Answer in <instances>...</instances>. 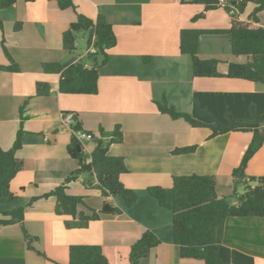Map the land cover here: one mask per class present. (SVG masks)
I'll return each mask as SVG.
<instances>
[{"label": "crops", "instance_id": "0c3cea01", "mask_svg": "<svg viewBox=\"0 0 264 264\" xmlns=\"http://www.w3.org/2000/svg\"><path fill=\"white\" fill-rule=\"evenodd\" d=\"M73 4L74 9H61L57 0H16L0 9V65L9 64L1 46L4 41L18 66L16 72L0 70V147L10 149L21 128V146L15 155L23 163L10 183L16 198L2 204L0 210L22 207L24 213L22 223L0 225V264H68L72 244L100 245L109 264H129L130 246L146 229L153 231L160 243L139 264H203L179 256L172 237L171 210L151 197L147 187H164L170 201L173 176L214 175L218 195L231 194V173L251 133L234 131L211 137L208 128L173 119L160 112L156 103L165 98L177 111L190 112L195 91L264 90L242 79L195 77L190 55L180 51L182 29L225 30L230 27V13L218 7L192 19L204 8L193 0H73ZM254 6L248 2L239 18L249 21ZM77 13L93 20L103 15L116 38L98 67L94 94L60 93L59 74L42 69L45 62L64 68L85 57L79 50L68 52L62 47V32L76 20ZM252 25L264 27V11ZM220 31L202 35L197 55L218 59V69L224 74L230 62H243L245 57L232 53L230 35ZM37 82L48 83L49 93L36 94ZM65 112L76 114L83 131L95 137L101 136L102 129L104 140L120 125L122 141L111 144L108 154L122 157L127 171L119 178L137 195L130 206L119 196L107 198L119 213L101 214L82 228L65 226L69 217L55 214L53 196L32 200L61 184L77 168V161L66 149L71 129L61 123ZM190 145H196L192 152L172 153ZM93 148V139L85 143L86 154ZM245 175H264V141L249 160ZM84 179L85 175H80L70 181L67 192L83 196L86 207L98 210L104 197L96 188L86 187ZM79 210L89 212L82 205ZM22 226L37 237L32 242L35 249L27 247ZM222 244L250 257L252 264H264V217H228Z\"/></svg>", "mask_w": 264, "mask_h": 264}, {"label": "trees", "instance_id": "16d2710c", "mask_svg": "<svg viewBox=\"0 0 264 264\" xmlns=\"http://www.w3.org/2000/svg\"><path fill=\"white\" fill-rule=\"evenodd\" d=\"M33 1V0H26ZM226 1V3L224 2ZM16 0H0V9L8 8ZM203 4V12L192 19L202 17L207 10L223 7L227 12L234 8L230 15V27L222 32L230 35L231 50L234 55L243 56V62H230L226 73L218 69L216 58L202 59L197 55L200 38L207 32L220 30L182 29L180 31V51L191 57L192 72L195 77H226L247 80L264 88V27H254L252 22H258V14L264 11V0H193ZM253 2L254 9L249 14V21L239 18L246 4ZM59 8H73V0H57ZM76 20L71 22L62 32V47L68 52L76 50V37L79 32L86 33L87 44L92 45L96 52L86 55L78 61L62 67L56 62H45L42 69L45 73H58L57 90L65 94H94L97 92L98 67L105 62L106 50L115 45L116 38L112 26L105 17L99 14L94 20L77 13ZM18 28V23L14 25ZM0 29L2 22L0 21ZM220 31V32H221ZM2 49L9 61L8 65H0V70L16 72L18 66L8 53L4 41ZM100 57V59H99ZM90 66L86 67L85 63ZM36 94L49 93L46 82L36 83ZM158 110L171 118H181L191 127H204L211 131L210 136L227 132H250L251 139L242 154L237 167L232 170L233 191L226 196H219L216 190L214 175H177L172 177L171 200L167 201L166 190L161 186L147 187L148 194L157 202L171 210L172 237L178 247L181 258L198 259L203 264H252V259L234 249L222 244L224 222L228 217L256 216L264 217V175L246 176L245 169L249 160L262 146L264 141V90L261 92L235 91H195L192 96L190 112H179L163 102L156 103ZM22 109L19 115L22 119ZM83 130L76 114L71 125V136L66 146L70 157L77 161V168L59 185L39 197L53 196L55 198L54 212L57 215L69 217L65 220L68 228L85 227L89 221L98 219L101 214H116L119 209L110 204L107 198L119 196L125 205H132L136 193L121 182L120 174L127 171L122 157L111 156L108 148L113 143L122 141L120 125H115L110 137L102 139L93 135L94 148L86 154L76 132ZM21 128L18 130L10 149L0 147V204L15 200L10 183L21 170L22 160L15 152L21 146ZM196 145H190L172 150L173 154L192 152ZM85 175L83 184L100 191L104 201L100 209L85 206L84 197L67 192V185L78 176ZM255 183L251 186L250 183ZM243 185V192H237V186ZM84 206L89 212L79 210ZM23 208L0 210V225L14 222L22 223ZM22 233L29 249L33 240L22 226ZM160 243L157 235L144 230L129 250V264H139L142 258L149 255L151 248ZM39 254H43L38 251ZM44 255V254H43ZM68 264H109L102 248L97 244H72L68 251Z\"/></svg>", "mask_w": 264, "mask_h": 264}, {"label": "built area", "instance_id": "2783aa9c", "mask_svg": "<svg viewBox=\"0 0 264 264\" xmlns=\"http://www.w3.org/2000/svg\"><path fill=\"white\" fill-rule=\"evenodd\" d=\"M226 3V1H224ZM234 8H232L229 13L230 15L234 13ZM96 52V49L92 46V45H89L85 52H84V55H89V54H93ZM82 58V57H81ZM73 117H74V113L73 112H65L62 114V118H61V123L65 126H69V128L71 129V125L73 123ZM76 136L77 138L81 141L82 143V147H83V150L85 151V141L87 140H92L93 139V134L90 133V132H87V131H78L76 132Z\"/></svg>", "mask_w": 264, "mask_h": 264}, {"label": "rangeland", "instance_id": "374dc122", "mask_svg": "<svg viewBox=\"0 0 264 264\" xmlns=\"http://www.w3.org/2000/svg\"><path fill=\"white\" fill-rule=\"evenodd\" d=\"M87 34L86 33H83V32H79L77 34V37H76V50H79V52L82 54H84L86 48L88 47V44H87ZM88 142H92V140H87L85 141V143H88ZM238 189L241 192H243V189H244V186L243 185H239L238 186ZM4 205V204H3ZM1 206V204H0ZM32 246H35L32 244ZM43 256V254H41Z\"/></svg>", "mask_w": 264, "mask_h": 264}]
</instances>
